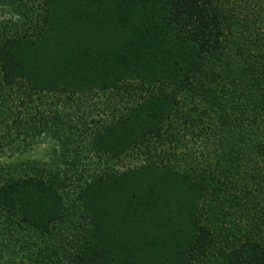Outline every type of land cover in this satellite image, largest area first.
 Masks as SVG:
<instances>
[{"label":"trees","instance_id":"trees-1","mask_svg":"<svg viewBox=\"0 0 264 264\" xmlns=\"http://www.w3.org/2000/svg\"><path fill=\"white\" fill-rule=\"evenodd\" d=\"M0 2V264H264V0Z\"/></svg>","mask_w":264,"mask_h":264},{"label":"rangeland","instance_id":"rangeland-1","mask_svg":"<svg viewBox=\"0 0 264 264\" xmlns=\"http://www.w3.org/2000/svg\"><path fill=\"white\" fill-rule=\"evenodd\" d=\"M0 3H2V2H0ZM15 15L16 16L18 15V13L15 9H10L7 6L0 4V22L8 20V19L10 20ZM7 22H9V21H7ZM34 101L35 100H31L30 101L31 104L34 105V103H35ZM16 103L19 104L18 101ZM37 107H39V104ZM53 145H57V141H54L53 139L45 138V139H43V141L41 143L33 144V147L29 152H28V150L30 148H27V150L25 152V156L33 157L34 161L41 162V163H43L42 166L46 167L47 164H44V163L47 160L52 162L54 156L57 155V154L52 153V152H47V150H49V148H51V146H53ZM172 145H173V149L175 147V152L172 154L173 149L171 148L169 150L171 152V155H169L167 158H170L169 161L176 158L173 160L174 167L178 171L184 173L188 179H190V180L193 179L194 181L200 180L202 178L200 176V173H202L203 167H205L209 163H211L212 167L216 166V169L218 168L217 158H218V156H220V155H218V152L213 151L211 158L208 157L206 160H204V157H203L204 156V154H203L204 150H203L202 146H200V147L199 146H191L190 144L185 142V139H183L182 141H180L178 143L172 142L171 146ZM9 152H11V151H9ZM183 152H187V156L181 154ZM17 153H18V151L12 152V154H17ZM22 154H23V152H22ZM176 154H178V155H176ZM180 156H181V158H180ZM7 161H9V160H7ZM132 161L134 162V160H132ZM204 175L206 177L211 176V177L215 178V172L214 171L211 173H207V174H205V172H204ZM229 176H230L231 180L234 179L235 177H237V175H234V174L229 175ZM4 181H5L4 179H0V185ZM225 189H226V186H225ZM225 192H226V190H225ZM212 206L213 205L211 204L210 207H212ZM213 207H215V206H213ZM206 212H207L206 207H202L200 204V210L197 213L198 215L196 216L197 220L199 222H201V223L202 222H205V223L210 222L209 220H207V218H209V217H207V215L205 214ZM207 224H209V223H207ZM211 225H213V224H211ZM212 230H214V229L212 228ZM218 230H219V228L216 231L214 230V232H217Z\"/></svg>","mask_w":264,"mask_h":264}]
</instances>
